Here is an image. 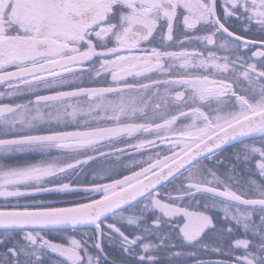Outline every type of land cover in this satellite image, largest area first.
<instances>
[{
    "label": "snow or ice",
    "instance_id": "obj_1",
    "mask_svg": "<svg viewBox=\"0 0 264 264\" xmlns=\"http://www.w3.org/2000/svg\"><path fill=\"white\" fill-rule=\"evenodd\" d=\"M0 86V264H264V0H0Z\"/></svg>",
    "mask_w": 264,
    "mask_h": 264
},
{
    "label": "flooded vegetation",
    "instance_id": "obj_2",
    "mask_svg": "<svg viewBox=\"0 0 264 264\" xmlns=\"http://www.w3.org/2000/svg\"><path fill=\"white\" fill-rule=\"evenodd\" d=\"M2 87V86H0ZM242 147V145L240 144H236L233 147H228L226 149L225 154H231L234 151H236L238 148ZM30 157L28 156H21L20 159H29ZM37 200H46V201H57V200H67V199H71L72 197L67 196V195H63V194H56V193H50V194H41L38 195L37 197H35ZM110 222V221H109ZM93 229L90 227H84L81 229V232H91ZM62 234H66L63 233L61 230H56L50 233V235H62ZM106 252L109 253V259H118L117 254L115 251H113L111 248H106ZM241 253H236L235 255H240ZM201 256L204 259H212V260H216V259H220L222 257H219L215 254H203L201 253ZM189 264H191V261H189Z\"/></svg>",
    "mask_w": 264,
    "mask_h": 264
},
{
    "label": "water",
    "instance_id": "obj_3",
    "mask_svg": "<svg viewBox=\"0 0 264 264\" xmlns=\"http://www.w3.org/2000/svg\"><path fill=\"white\" fill-rule=\"evenodd\" d=\"M85 227H88V226H85Z\"/></svg>",
    "mask_w": 264,
    "mask_h": 264
}]
</instances>
